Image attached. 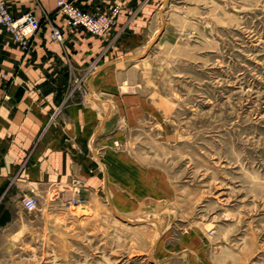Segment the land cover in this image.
<instances>
[{
    "label": "rangeland",
    "instance_id": "374dc122",
    "mask_svg": "<svg viewBox=\"0 0 264 264\" xmlns=\"http://www.w3.org/2000/svg\"><path fill=\"white\" fill-rule=\"evenodd\" d=\"M159 15L100 190L40 205L0 264H264V0Z\"/></svg>",
    "mask_w": 264,
    "mask_h": 264
},
{
    "label": "crops",
    "instance_id": "0c3cea01",
    "mask_svg": "<svg viewBox=\"0 0 264 264\" xmlns=\"http://www.w3.org/2000/svg\"><path fill=\"white\" fill-rule=\"evenodd\" d=\"M57 1L7 0L13 15L41 22L28 49L0 25V249L29 246L27 218L41 209L27 212L25 197L42 206L75 186L79 196L98 193L106 145L141 105L139 62L164 24L165 0H69L92 13L119 6L116 23L95 35L70 28Z\"/></svg>",
    "mask_w": 264,
    "mask_h": 264
},
{
    "label": "built area",
    "instance_id": "2783aa9c",
    "mask_svg": "<svg viewBox=\"0 0 264 264\" xmlns=\"http://www.w3.org/2000/svg\"><path fill=\"white\" fill-rule=\"evenodd\" d=\"M57 7L66 16L70 28L81 27L95 35L105 34L116 23L119 13V6L113 7L109 12L92 13L69 0H58ZM0 25L22 48L28 49L30 39L39 30L41 22L31 12L13 15L8 8L7 0H0ZM51 36L55 40H63L62 31L56 27L53 28ZM2 76L5 77L4 74ZM75 201L76 199H71V202ZM23 206L27 212H34L39 209L40 203L37 197L28 196L23 199Z\"/></svg>",
    "mask_w": 264,
    "mask_h": 264
},
{
    "label": "water",
    "instance_id": "95a60500",
    "mask_svg": "<svg viewBox=\"0 0 264 264\" xmlns=\"http://www.w3.org/2000/svg\"><path fill=\"white\" fill-rule=\"evenodd\" d=\"M123 220L131 222V223H133V222L135 223V221H132V220H129V219H126V218H124Z\"/></svg>",
    "mask_w": 264,
    "mask_h": 264
}]
</instances>
